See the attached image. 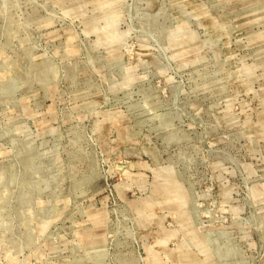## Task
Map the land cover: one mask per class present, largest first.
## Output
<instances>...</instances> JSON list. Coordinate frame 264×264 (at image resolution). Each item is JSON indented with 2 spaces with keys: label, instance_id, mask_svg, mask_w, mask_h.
Segmentation results:
<instances>
[{
  "label": "rangeland",
  "instance_id": "374dc122",
  "mask_svg": "<svg viewBox=\"0 0 264 264\" xmlns=\"http://www.w3.org/2000/svg\"><path fill=\"white\" fill-rule=\"evenodd\" d=\"M0 264H264V0H0Z\"/></svg>",
  "mask_w": 264,
  "mask_h": 264
}]
</instances>
